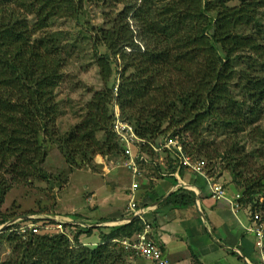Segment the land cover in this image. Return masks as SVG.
I'll use <instances>...</instances> for the list:
<instances>
[{
  "label": "trees",
  "instance_id": "1",
  "mask_svg": "<svg viewBox=\"0 0 264 264\" xmlns=\"http://www.w3.org/2000/svg\"><path fill=\"white\" fill-rule=\"evenodd\" d=\"M233 1L235 0H191L183 22L188 21L191 23L188 28H195V38L199 44L195 48L199 47L206 55L204 80L196 93L185 94L180 98L176 96L164 108L148 110L145 106L146 88L138 75L134 74L136 67L131 56L140 51L139 44L142 40L138 23L139 19L143 18L141 14L146 13L145 5L149 4L150 0H0L2 194L8 190L9 182L21 183L32 178L50 181V177L42 171L46 153L39 140L42 135H48V129L52 126L55 128L57 107L54 92L61 78L63 63L66 62L65 56H69L66 51L71 47L77 48L76 43L63 46L48 32L52 22L58 19H65L74 26L81 27H76L77 33H72V36L75 40H78L76 37L81 38L79 41L92 46L93 59L103 85L102 90L92 95L81 122L64 137L57 139L66 166L70 169L85 166L89 160L88 156L90 160L96 155L119 156L120 150L111 132L113 106L116 104L121 119L132 124L142 139L155 141L169 132L196 137L192 146V143H184L185 154L193 160H203L206 163L207 178L217 183L211 176L209 167L211 160L219 155V146L210 152L211 144L205 148L207 143L200 139L199 130L204 124L212 122L213 129L217 126L222 131L233 132L235 127L236 133L240 131L237 128L242 123L240 106L234 102L230 92L237 73L234 56L239 51H248L258 58L259 62H262L261 58L264 57L260 35L254 33L251 35L253 38L244 36L245 31L253 28L254 22L257 23L256 14L258 10L264 9V0L241 1L237 6L227 5ZM88 3L112 8L120 6L122 9L112 17L111 23L108 21L109 29L102 26L94 30L90 25L85 26L81 19L83 8ZM151 13L155 18H159L161 23H166L171 9L169 4H165ZM176 13L179 14L180 11L177 10ZM130 21L134 25L138 24L136 32ZM142 28L147 30L146 26ZM57 34L60 36L61 33ZM101 49L106 52H100ZM263 64L264 62L261 63L262 67ZM114 68L119 69L120 74L118 79L113 81ZM251 69L248 65L244 73H238V78L240 87L248 99L257 104L264 101V79L252 76ZM253 112L251 108L247 113L253 116L256 114ZM100 134L104 138L103 141L98 138ZM51 136L56 137L58 134ZM255 136L263 138L259 134ZM140 153L150 160L149 163L141 162L139 166L144 173L150 170L155 174H171L176 169L177 160L168 152L157 154L147 147H141ZM201 155L206 159L200 157ZM232 158L229 161H235V164L226 170L232 176L231 184L234 187L230 184L226 189L233 187L235 194L239 189V210L260 211L264 222L261 215L264 210V169L261 178L247 181L242 186L239 181L233 179L242 161ZM159 159L161 161H158ZM185 171L189 172L182 167L179 173ZM222 188L226 190L223 186ZM194 200L195 196L191 191L179 189L162 204L186 206L188 203L193 204ZM154 201L156 200L150 199L139 204V207H146ZM24 215L27 214L21 216ZM17 217L20 215L9 218L0 213V226ZM86 220L84 222L108 223L117 218H104L99 222ZM143 227L139 219H133L129 224L112 227H76L74 231L67 233L68 237L66 234L40 232L22 240L10 233L6 241L10 243L13 258L4 264H75L71 261L73 251L67 249V239H70V236L81 245V239L87 240L89 245H95V242L99 244L94 249H82L83 254L78 257L82 259L81 264H134L137 259H129L130 253L123 249L121 241L141 232ZM6 232L8 233V229ZM94 236H97V241H90ZM191 256L192 264H201L196 255Z\"/></svg>",
  "mask_w": 264,
  "mask_h": 264
},
{
  "label": "rangeland",
  "instance_id": "2",
  "mask_svg": "<svg viewBox=\"0 0 264 264\" xmlns=\"http://www.w3.org/2000/svg\"><path fill=\"white\" fill-rule=\"evenodd\" d=\"M154 1L150 0V3L145 5L146 13L141 14L143 18L139 19L138 23L141 27L140 37L142 40L139 44L140 51L131 56L136 67L134 74L138 75V78L142 80L143 86L146 88L145 106L148 110L156 107L164 108L176 96L180 98L185 94L196 93L204 80L207 64V58L203 50L199 49V47L195 48L199 45L195 38V28H188L191 23L189 24L188 21L186 23L183 22L191 0ZM241 1L245 2L248 0H235L227 5L237 6ZM138 4H140L139 1ZM165 4H169L171 13L168 15L166 23H161L159 18H155L151 12ZM121 9L120 6L112 8L111 6L89 5L88 3L83 8L81 19L86 24L85 26L90 25L94 30L102 26L109 29L110 24H108V21L111 23L112 17L119 13ZM177 10L180 11L179 14L176 13ZM256 18L257 23L254 22L253 28L245 31L244 36L253 38L254 36L251 35L254 33L257 36L260 35V41L264 48V9L258 10ZM180 19L182 21H179ZM138 24L134 25L130 21L134 32H136ZM144 26L147 27V30L142 28ZM76 27L81 29L80 26H74L70 21L58 19L52 22L48 29L54 39L56 38L63 46L71 45V43H76L77 45V48L72 49L71 47L66 51L69 56H65L66 62L63 63V67L61 66V78L54 92V101L57 107L55 128L52 126V128L48 129V135H42L39 140L46 153L42 171L50 177V181L45 182L32 178L21 183L15 182L11 184L9 182L8 190L4 194L0 190V213L6 217L10 218L30 213L32 215L28 216L36 219L45 215H55L71 216L83 222L87 221L86 219H91L88 217H92L98 218L96 221L99 222L102 220L101 216L107 219L119 218L122 208L128 201L129 196L125 193L124 188L131 181V177L121 167L120 153L119 156L110 155L103 157L98 155L101 163L96 160V156L91 160L90 156H88L89 160H87L88 157L86 158L88 161L87 165L78 167V169H70L66 166L60 153L57 142L58 137L61 139L81 122L87 112L86 106L92 95L103 89L98 68L93 59L92 46L87 42L79 41L81 38L76 37L78 40H75L72 36V33H74L73 35L77 33ZM84 30L86 31V29ZM57 33H61L60 36ZM100 52L106 51L101 49ZM257 59L248 51H239L234 56L235 71L237 73H235L236 76L230 87V92L234 102L240 106L242 123H240V127L237 126L240 131L236 133L237 129L235 127L233 132L222 131L217 126H214L213 129L212 122L204 124L199 130L200 139L207 143L205 148L211 144V152L214 147L219 146V155L212 159L211 162L209 161V168L211 176L225 189L232 182V176L226 170L235 164V161H229L232 157L236 161L237 159L242 161L233 177L242 186L247 181L257 180L263 175L264 101L256 104L254 101L249 100L241 89V82L238 78V73H244L246 67L250 65L252 68L250 70L251 75L264 79V67L261 65L264 62V57L262 56L261 58L262 62ZM118 66H121V64H118ZM114 69L113 81L117 80L120 74L118 73L119 69ZM251 108L254 110L253 113H256L253 116L247 113ZM52 133L54 135L58 134V136L52 137ZM255 134H259L263 138H256ZM183 137L187 144H191L196 139V137H189L185 133ZM98 138L99 140L102 139V141L104 139L102 134L98 135ZM200 157L205 158L202 155ZM234 158L232 159L234 160ZM184 174L186 175H184L185 177L188 175L191 182L193 180L203 183L204 191L202 197L205 198L208 191L207 183L201 177L191 173L188 174L187 171ZM1 179L2 175H0V182ZM233 187L229 190L232 195L235 193ZM236 191V194L240 193L239 189ZM91 195L92 197H90ZM259 202H262V200H259ZM152 203L155 202H150L149 204ZM157 203L159 202L157 201ZM239 211L243 212L240 215L242 223L248 224L249 210L241 209ZM108 215L109 217H107ZM261 215L264 221V210ZM234 219L230 214L228 215L229 223H233ZM50 232L55 234L53 231ZM237 232L235 231V233ZM8 234L10 233H7L6 230L0 229V264H4L8 259L13 258L10 243L6 241ZM69 238L67 239V249L73 251L71 261L75 262V264H81L82 259L78 257L83 254L82 249H94L99 246L98 242H95V245H89V242L83 239H81L83 243L81 245L79 241H73L71 236ZM96 239H98L97 236H94L90 241ZM250 259L253 261L254 257L251 256ZM258 260L255 256L254 264H263L261 260L259 262ZM143 261L147 262V264H152L149 261ZM242 263L246 264L242 258L240 260L236 259L234 262V264ZM106 264H109V262H106ZM134 264H136V261Z\"/></svg>",
  "mask_w": 264,
  "mask_h": 264
},
{
  "label": "crops",
  "instance_id": "3",
  "mask_svg": "<svg viewBox=\"0 0 264 264\" xmlns=\"http://www.w3.org/2000/svg\"><path fill=\"white\" fill-rule=\"evenodd\" d=\"M160 173L155 174L150 170L148 173L142 171L140 189L135 192L134 196L138 205L150 199L156 200L153 210L148 212L144 218L151 223V237L160 246L170 264H192L191 255L193 254L198 257L201 264H234L236 259L241 258L246 264H254L255 256L258 260L254 239L247 232L251 225L250 220L248 219V224H246L240 219L243 212L239 211L234 214L225 200H212L209 189L206 197L203 198V183L193 180L191 182L188 175L185 177L184 173H178V177L181 182L189 186L190 190L187 191L194 194V203H188L186 206L162 204L177 191L173 190L177 181L172 176L162 177ZM130 186L131 181L124 188L128 196ZM225 192L227 198L234 197L235 193L232 195L227 189ZM128 202L129 198L117 219L124 215ZM229 214L233 219L235 218L233 223L228 222ZM102 217L100 218L104 219ZM88 218L94 220L91 222H96L97 219ZM235 231L238 232L235 233ZM251 256L254 257L253 261L250 259ZM136 264H147V262L137 259Z\"/></svg>",
  "mask_w": 264,
  "mask_h": 264
},
{
  "label": "built area",
  "instance_id": "4",
  "mask_svg": "<svg viewBox=\"0 0 264 264\" xmlns=\"http://www.w3.org/2000/svg\"><path fill=\"white\" fill-rule=\"evenodd\" d=\"M111 132L118 145L121 155V166L129 173L131 177V186L129 191V202L125 207L124 217L108 223H88L79 219H74L71 216H55L52 217H35L20 216L14 218L2 227L8 229V232L22 238L27 239L29 235H36L40 231L47 233L53 231L58 234H66L74 231L76 227L80 228H93V227H112L118 225L129 224L133 219H139L144 227L139 233H136L131 238L121 241V246L124 250L130 253L129 259L147 260L152 264H170L166 257L163 255L160 246L152 239V226L144 216L153 210V205L146 207H139L135 200V192L140 189V179L142 171L140 170L141 162L149 163L150 160L146 155L140 153L141 147H147L153 153L168 152L172 154L177 160V166L173 173H160L162 177L172 176L176 179V184L173 190L185 189L190 190L186 184L180 181L178 173L180 168H186L189 173L201 177L208 185L210 198L214 201L225 200L232 213H237L240 204L238 201L241 196L235 194L232 199L226 197V192L218 183L211 182L206 174V163L203 160H193L185 154L184 143L185 139L182 135L173 134L169 132L166 136L155 141H149L140 138L135 130V127L123 121L120 117V112L116 104L113 106V123ZM97 159V158H96ZM99 159V158H98ZM153 165H155L153 163ZM196 193V191H194ZM249 219L251 225L248 227L247 232L250 233L255 242V248L259 260L264 264V222L260 216V211L249 212ZM43 221V222H41ZM54 229V230H51Z\"/></svg>",
  "mask_w": 264,
  "mask_h": 264
},
{
  "label": "clouds",
  "instance_id": "5",
  "mask_svg": "<svg viewBox=\"0 0 264 264\" xmlns=\"http://www.w3.org/2000/svg\"><path fill=\"white\" fill-rule=\"evenodd\" d=\"M96 158H97L96 160H99L100 163H101L100 156L96 155ZM98 158H99V159H98ZM96 160H95V161H96ZM100 165H101V164H100ZM121 167H122V166H121ZM122 168H123V167H122ZM123 169H124V168H123ZM153 204H154V203H153ZM151 205H152V204H151ZM45 217H52V218H54L55 215H54V216H52V215H45V216H43V217H41V218H45ZM66 217H67V216H66ZM4 224H5V223H4ZM4 224H3V225H4ZM1 226H2V225H1ZM1 226H0V227H1ZM2 230H7V229H4V228L2 227ZM21 239H22V238H21ZM22 240H23V239H22Z\"/></svg>",
  "mask_w": 264,
  "mask_h": 264
},
{
  "label": "water",
  "instance_id": "6",
  "mask_svg": "<svg viewBox=\"0 0 264 264\" xmlns=\"http://www.w3.org/2000/svg\"><path fill=\"white\" fill-rule=\"evenodd\" d=\"M153 206H155V204Z\"/></svg>",
  "mask_w": 264,
  "mask_h": 264
}]
</instances>
